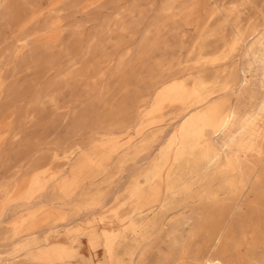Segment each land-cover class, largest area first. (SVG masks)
<instances>
[{
    "label": "rangeland",
    "instance_id": "rangeland-1",
    "mask_svg": "<svg viewBox=\"0 0 264 264\" xmlns=\"http://www.w3.org/2000/svg\"><path fill=\"white\" fill-rule=\"evenodd\" d=\"M0 264H264V0H0Z\"/></svg>",
    "mask_w": 264,
    "mask_h": 264
},
{
    "label": "bare ground",
    "instance_id": "bare-ground-1",
    "mask_svg": "<svg viewBox=\"0 0 264 264\" xmlns=\"http://www.w3.org/2000/svg\"><path fill=\"white\" fill-rule=\"evenodd\" d=\"M229 121H230V115L229 114H226L225 112L221 111L220 109L218 108H213L211 109L207 116L205 117V122L206 124L210 125V126H213V127H222L225 128L228 124H229ZM221 129V128H220ZM224 131V130H223ZM216 146V145H215ZM174 157V156H173ZM226 158V157H225ZM149 175V174H148ZM155 175V174H154ZM217 175V174H216ZM219 177V176H218ZM222 177V176H221ZM228 177V176H227ZM263 186V185H262ZM134 190V189H133ZM137 192V191H136ZM165 193V192H164ZM155 199V198H154ZM212 200V199H211ZM199 206V205H197ZM160 208V207H159ZM168 219V218H167ZM170 219V218H169ZM181 222V221H180ZM130 223V222H129ZM189 223V222H188ZM179 225V224H178ZM193 226V225H192ZM172 241V240H171ZM182 241V239H181ZM175 243V242H174ZM172 244V243H171ZM170 244V245H171ZM114 246V245H113ZM172 246L174 247V245L172 244ZM176 248V247H175ZM110 257H111V254H110V251L108 252ZM165 258V257H164Z\"/></svg>",
    "mask_w": 264,
    "mask_h": 264
}]
</instances>
